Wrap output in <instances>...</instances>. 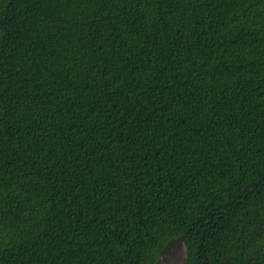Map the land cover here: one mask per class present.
Listing matches in <instances>:
<instances>
[{
  "label": "trees",
  "instance_id": "16d2710c",
  "mask_svg": "<svg viewBox=\"0 0 264 264\" xmlns=\"http://www.w3.org/2000/svg\"><path fill=\"white\" fill-rule=\"evenodd\" d=\"M264 264V0H0V264Z\"/></svg>",
  "mask_w": 264,
  "mask_h": 264
},
{
  "label": "water",
  "instance_id": "95a60500",
  "mask_svg": "<svg viewBox=\"0 0 264 264\" xmlns=\"http://www.w3.org/2000/svg\"><path fill=\"white\" fill-rule=\"evenodd\" d=\"M190 246L184 236L174 238L160 251L155 264H185L189 258Z\"/></svg>",
  "mask_w": 264,
  "mask_h": 264
}]
</instances>
